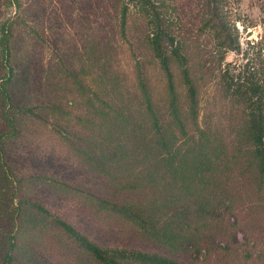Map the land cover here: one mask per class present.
<instances>
[{"label": "trees", "instance_id": "trees-1", "mask_svg": "<svg viewBox=\"0 0 264 264\" xmlns=\"http://www.w3.org/2000/svg\"><path fill=\"white\" fill-rule=\"evenodd\" d=\"M29 1L22 15L1 28V59L8 70L0 84V264H69L66 253L58 255L48 245L46 228L59 231L97 264H199L203 257L228 253L226 244L216 245L222 241L214 239V226L231 223L243 233L242 212L225 191L229 183L219 182L223 163L214 157L240 154L251 144L262 183L264 77L255 69L236 82L223 74L227 108L241 112L231 150L233 143L214 131L215 105L200 119L202 86L196 73L203 64H189L188 48L162 15L148 10L152 37L137 40L133 53H141L135 71L126 74L121 63L130 42L125 11L107 30L103 20L110 14L99 19V1L88 0L76 14L52 10V0ZM139 1L145 10L148 0ZM216 23L221 63L237 48L220 18ZM141 47L152 64L144 61ZM153 64L167 84L170 120L153 103ZM126 75H135L136 82ZM105 81L109 87L125 81L132 93L141 92L151 120L148 130L132 124L134 110L113 90L107 92ZM119 127L120 135L111 138ZM207 186L213 195L207 196ZM69 203L79 208L73 222L58 213ZM103 216L148 237L157 251L101 245L94 230ZM105 225L98 226L100 233ZM106 233L122 234L112 228Z\"/></svg>", "mask_w": 264, "mask_h": 264}, {"label": "rangeland", "instance_id": "rangeland-1", "mask_svg": "<svg viewBox=\"0 0 264 264\" xmlns=\"http://www.w3.org/2000/svg\"><path fill=\"white\" fill-rule=\"evenodd\" d=\"M87 1L52 0L50 3L48 2V5L60 14H70L80 9V6L81 8L85 7ZM96 1H99V6L102 5L98 10L99 19H102V15L106 12L110 14L109 19L112 22L106 19L103 20L105 24L109 25L107 30H110L111 25L115 26L117 24L116 14L120 18L122 11L126 12L130 42L129 45L125 46L121 60L126 74L135 71L138 55L141 53H133L137 40L143 43V41H147L148 36L152 37V29L148 24V10H154L165 18L169 25V31L174 34L178 42L184 43L185 47L188 48L189 64L194 66L201 63L204 66L201 74L196 73L202 86L200 119L209 106L215 105L218 124L214 131L220 139L226 137L227 142L231 141L233 143L231 150H233L235 148L234 143L238 141L237 133L240 129L237 127L236 121L241 118V112H236V109L234 110L230 106L227 108L228 105L224 101L226 96L223 74L227 71L236 82L243 72L247 74L255 69L264 77V0H148V6L145 10L142 9L139 0H105V3H103V0ZM29 2V0H0V42L3 36L1 30L3 24L10 19H16L18 15H22V8L24 9ZM18 3L20 8H18ZM217 18L221 19L225 29L234 41V47L237 48L236 50H228L224 54V60L220 61L221 63L218 60V39L215 33ZM27 24L32 26V21H28ZM90 25L95 27V22H90ZM27 30L24 29L23 31ZM18 33L20 32L16 31V34ZM144 46L146 47L148 44ZM141 48L143 51V47ZM47 53L49 54L50 51L47 50ZM142 55L146 63H151L149 54H145L143 51ZM5 64V61L1 59L0 43V84L7 74L8 68ZM149 73H151L149 77L152 83L151 96L154 100L153 103L161 112L168 115L167 118L170 120L167 84L159 65L153 64ZM178 75L179 70H175L179 95L181 102H183L182 105H184L185 90ZM126 76L130 77L128 80L136 82L135 75ZM105 82L107 92L108 89H110L109 91L113 90L117 100L120 102L125 101L134 110L132 111V124L135 126L140 125L148 130L151 127V120L146 112L145 98L141 96V92L132 93V87L128 86L125 81H121L122 84L114 82L113 87H109V81ZM227 121L228 126L225 127ZM120 131L121 127L114 128L110 132V137L120 135ZM221 146L219 144L218 149H222ZM218 149H216V153H219ZM253 150V146L250 144V147H247L240 154L235 153L233 156V152L230 151L231 153L223 158L214 157L220 163H223L221 164L222 168L217 170L216 176L222 178L219 182L223 185L229 183L225 191L229 189V193L233 194L234 201H236L235 208L242 212L241 228L244 234L241 233L242 230L239 227H236V229L232 227L231 223L230 226L227 223H216L214 226V234L216 235L214 239L222 241L216 245L223 246L226 244L229 251L228 253L219 252L207 258L203 257L199 260V264H242L246 258L248 264H264V179L260 184L256 178L259 166L253 160ZM208 188L207 186V196L213 195V191ZM216 197L217 195L212 199H216ZM78 209L74 203H69L65 209L58 213H61L59 215H62L68 221L73 222L72 216L76 219ZM81 209L85 212L90 210L84 209V207ZM83 217L86 219L85 215ZM97 222L99 225L102 222L106 224L101 233L99 225L96 226L95 230L93 229L98 232V241L101 245L107 243L112 244L113 247L126 246L129 249L139 251L140 249H144L146 252L157 251V246L152 244L148 237L142 236L132 228L122 229L126 225L112 217H98ZM110 228L120 231L122 234L107 235L106 232H109ZM42 233L48 245L54 248L58 255L62 253L68 255L65 261L69 264H89V262L90 264H97L90 261L82 249L72 246L73 242L70 239L67 240L59 231L46 228L45 233L42 229ZM102 234L106 235L102 237ZM220 234L223 236H220Z\"/></svg>", "mask_w": 264, "mask_h": 264}]
</instances>
